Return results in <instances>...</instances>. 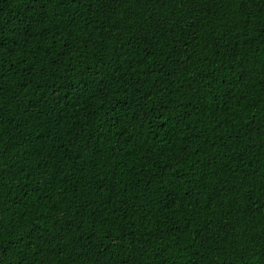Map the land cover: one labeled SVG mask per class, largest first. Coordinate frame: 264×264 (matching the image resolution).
<instances>
[{"label": "trees", "instance_id": "16d2710c", "mask_svg": "<svg viewBox=\"0 0 264 264\" xmlns=\"http://www.w3.org/2000/svg\"><path fill=\"white\" fill-rule=\"evenodd\" d=\"M0 264H264V0H0Z\"/></svg>", "mask_w": 264, "mask_h": 264}]
</instances>
